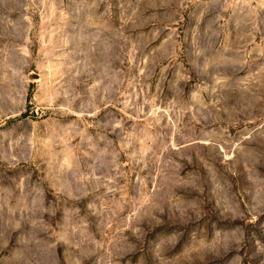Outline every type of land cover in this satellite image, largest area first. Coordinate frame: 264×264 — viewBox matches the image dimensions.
Masks as SVG:
<instances>
[{
	"label": "rangeland",
	"instance_id": "1",
	"mask_svg": "<svg viewBox=\"0 0 264 264\" xmlns=\"http://www.w3.org/2000/svg\"><path fill=\"white\" fill-rule=\"evenodd\" d=\"M0 264H264V0H0Z\"/></svg>",
	"mask_w": 264,
	"mask_h": 264
}]
</instances>
